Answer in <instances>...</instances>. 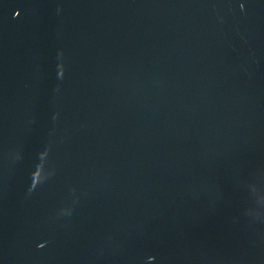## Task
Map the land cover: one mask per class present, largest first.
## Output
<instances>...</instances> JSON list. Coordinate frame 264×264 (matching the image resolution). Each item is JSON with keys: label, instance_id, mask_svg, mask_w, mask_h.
<instances>
[{"label": "water", "instance_id": "95a60500", "mask_svg": "<svg viewBox=\"0 0 264 264\" xmlns=\"http://www.w3.org/2000/svg\"><path fill=\"white\" fill-rule=\"evenodd\" d=\"M0 264H264V0H0Z\"/></svg>", "mask_w": 264, "mask_h": 264}]
</instances>
